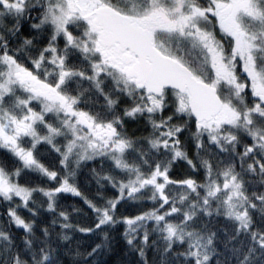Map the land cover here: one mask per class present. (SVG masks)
I'll return each mask as SVG.
<instances>
[{"label":"snow or ice","instance_id":"1","mask_svg":"<svg viewBox=\"0 0 264 264\" xmlns=\"http://www.w3.org/2000/svg\"><path fill=\"white\" fill-rule=\"evenodd\" d=\"M0 264H264V0H0Z\"/></svg>","mask_w":264,"mask_h":264},{"label":"trees","instance_id":"2","mask_svg":"<svg viewBox=\"0 0 264 264\" xmlns=\"http://www.w3.org/2000/svg\"><path fill=\"white\" fill-rule=\"evenodd\" d=\"M93 165H92V163L91 162H89L88 163V167H92ZM85 171H87V169H85ZM66 196H67V200H66V202H68V203H73V202H75V203H81V201H79L78 199H73L72 197H71V195L70 194H66Z\"/></svg>","mask_w":264,"mask_h":264}]
</instances>
